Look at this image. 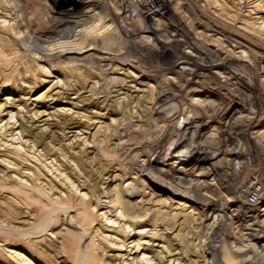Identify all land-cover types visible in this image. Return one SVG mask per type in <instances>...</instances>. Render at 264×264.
<instances>
[{
  "label": "rangeland",
  "instance_id": "374dc122",
  "mask_svg": "<svg viewBox=\"0 0 264 264\" xmlns=\"http://www.w3.org/2000/svg\"><path fill=\"white\" fill-rule=\"evenodd\" d=\"M156 2L0 0V264H264V0Z\"/></svg>",
  "mask_w": 264,
  "mask_h": 264
},
{
  "label": "bare ground",
  "instance_id": "6f19581e",
  "mask_svg": "<svg viewBox=\"0 0 264 264\" xmlns=\"http://www.w3.org/2000/svg\"><path fill=\"white\" fill-rule=\"evenodd\" d=\"M127 3V2H126ZM125 4V3H124ZM121 13V12H120ZM121 15V14H120ZM125 18V17H124ZM127 20H128V18H127ZM9 22V21H8ZM4 23V22H3ZM131 24V23H130ZM12 26V25H11ZM3 28V27H2ZM14 31V30H13ZM19 32H21V31H19ZM68 54V53H67ZM71 54V53H70ZM83 59V58H82ZM82 61V60H81ZM192 61V60H191ZM98 62V61H97ZM103 63V62H102ZM184 67H186V69H188V68H191V67H193V66H195L196 67V71L197 70H201V71H209V72H213V73H215V74H218L217 72H216V70L215 69H219L220 68V66L219 65H217L216 67H210V66H207L206 64H204V63H201V62H198V61H192V62H187V61H184V62H182L181 63ZM179 66V65H178ZM183 67V68H184ZM222 68V67H221ZM227 70V72H228V69H226ZM196 73H198V72H196ZM228 74H229V76H230V72H228ZM202 75V74H201ZM232 75V74H231ZM198 77H199V75H198ZM203 78V77H202ZM192 79V78H191ZM216 79V78H215ZM229 80V82H228V84H230V83H232V79H233V77L232 76H230L229 78H228ZM186 80V79H185ZM188 80V79H187ZM186 80V81H187ZM190 81V80H189ZM218 82V81H217ZM226 82V83H227ZM210 83V82H209ZM199 84V83H198ZM214 84V83H213ZM216 84V83H215ZM222 84V83H221ZM196 85V84H195ZM217 85V84H216ZM220 85V84H219ZM227 85V84H226ZM211 87H213L212 85H211ZM210 87V88H211ZM223 87V86H222ZM188 88V87H187ZM221 88V87H220ZM220 88H217V89H220ZM201 89V88H200ZM226 89V88H225ZM191 91H195L194 89H190ZM197 90H198V88H197ZM216 90V89H215ZM222 90V89H221ZM227 90V89H226ZM228 91V90H227ZM226 91V92H227ZM208 92V91H207ZM220 92V91H219ZM210 96V95H209ZM185 97V96H184ZM176 107H177V105H176ZM179 110V109H178ZM178 112V111H177ZM186 122H188V119L186 120ZM194 125L195 126H197L196 127V129H193L194 131H190V130H187L186 128H184L183 129V131L181 132L182 133V135H181V139H180V142H178L179 143V145L177 146V148L171 153L172 154V156H174V155H178V156H181V155H183V157H185V160H188V163H191V164H196L197 166H204L206 163H211L212 162V160L214 159V157H211V156H208V154H206V152H204L203 150H201L199 147H197V146H187V142H188V140L190 139V138H192V137H195L197 134V132L200 130L199 128H204L206 125L204 124V125H202V126H198L199 125V123H194ZM196 131V132H195ZM102 143L104 142V140H102L101 141ZM208 144V143H207ZM175 146V145H174ZM184 146H187V148L185 149V150H183L182 151V153H180V149L181 148H183ZM209 146V145H208ZM145 147V146H144ZM143 147V148H144ZM173 147V146H172ZM207 147V146H206ZM173 149V148H172ZM140 150V149H139ZM147 153V151H144V149H143V154L145 155ZM170 154V155H171ZM143 155V156H144ZM141 156V155H140ZM177 156V157H178ZM132 162V161H131ZM136 162H138V159H136V158H134V160H133V162L131 163L132 164V166L133 165H135L136 164ZM187 162V161H186ZM130 164V165H131ZM182 165V164H181ZM134 170H135V168H134ZM174 171H175V173L176 174H182V169H180V170H178V169H174ZM207 174H209V173H205V175H207ZM22 175H24V174H22ZM186 175V174H185ZM24 180L27 178L26 176H23L22 177ZM18 180V182L16 183V184H18L20 187V189L19 190H22L24 193H29V194H33V192H34V188H33V185H28V179L27 180ZM121 178L120 177H118V176H115L114 177V179L112 180V182H117L118 180H120ZM182 179H180V181H181ZM36 190V189H35ZM195 192V191H194ZM38 197V196H37ZM119 203H122L121 201H118ZM249 204V203H248ZM250 205V204H249ZM123 206V213L124 214H128V215H132V214H134V213H136L137 215H138V213H139V209H138V211L135 209L134 211L132 210V206H130L129 204H123L122 205ZM132 207V208H131ZM146 211V210H145ZM141 214V213H140ZM144 214V213H143ZM69 215V212H67L66 213V217H69L68 216ZM163 215V214H162ZM86 219H88L89 220V217H87ZM158 223V222H157ZM70 224H72L73 225V223H71L70 222ZM134 224V223H133ZM132 224V225H133ZM69 225V224H68ZM74 226V225H73ZM75 227H77V226H75ZM169 229V228H168ZM85 232V231H84ZM71 234L75 237V239H76V243L78 244V248H77V253L78 254H82V253H84V252H86V251H82L84 248H82L81 250H80V248L81 247H84V245H85V243H86V240H87V238H88V234L87 233H85V234H78V233H74V232H71ZM226 236H228L227 234H226V232H224V229H222L221 227H218L216 230H215V233H214V238H213V242H211V247H210V250L213 252V254L215 255V256H217V257H219V259H221V260H223V263L224 264H229V262H227V261H224V253H223V249H222V244L221 243H219L218 245L216 244V243H218V242H221L222 240H224L225 238H226ZM253 237H254V239L255 240H257L258 242L259 241H262L263 239H264V236L263 235H260V234H254L253 235ZM89 245V244H88ZM88 245H86L85 247L87 248L88 247ZM90 245H91V243H90ZM122 246H125V244L124 245H122ZM91 247V246H90ZM85 248V249H86ZM84 249V250H85ZM90 250H91V248H89ZM87 255H89L86 259L89 261V259L91 260V262L89 261V264H105V263H102L101 261H99V260H97L96 258H95V255L93 254V253H88ZM252 256L253 257H259L260 256V253H254V254H252ZM86 257V256H85ZM80 260V259H79ZM81 260H82V258H81ZM78 261V260H77ZM87 261V262H88ZM76 262V261H75ZM83 263H85V261L84 262H82V264ZM78 264V263H77ZM86 264V263H85Z\"/></svg>",
  "mask_w": 264,
  "mask_h": 264
},
{
  "label": "built area",
  "instance_id": "2783aa9c",
  "mask_svg": "<svg viewBox=\"0 0 264 264\" xmlns=\"http://www.w3.org/2000/svg\"><path fill=\"white\" fill-rule=\"evenodd\" d=\"M126 2L127 18L129 20L157 18L162 14L161 7L156 0H126ZM245 193L247 203L250 205L259 203L264 193V182L254 178L246 187Z\"/></svg>",
  "mask_w": 264,
  "mask_h": 264
}]
</instances>
